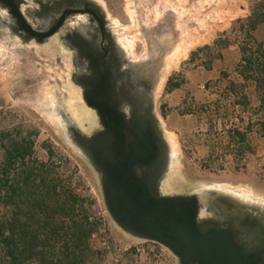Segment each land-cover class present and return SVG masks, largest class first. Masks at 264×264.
Instances as JSON below:
<instances>
[{"label": "rangeland", "instance_id": "obj_1", "mask_svg": "<svg viewBox=\"0 0 264 264\" xmlns=\"http://www.w3.org/2000/svg\"><path fill=\"white\" fill-rule=\"evenodd\" d=\"M101 1L140 74L151 68L160 75L168 66L165 83L195 66L212 63L217 53L212 43L219 36L231 44L243 43L242 36L232 32L237 31L236 21L246 19L255 5L264 4V0ZM257 37L258 41L264 37V26ZM72 73V55L56 38L45 45L24 44L0 29V133L23 136L31 132L34 156L42 162L50 159L78 195L79 203L88 208L90 220L97 224L90 240L94 255L88 264H177L166 249L132 240L109 218L97 176L68 141L60 120V114H66L85 134L97 128L93 113L73 83ZM163 87L157 91L156 113L171 141L164 125ZM209 170L177 159L174 150L165 194H182L204 186L230 188L225 181L235 177L234 168L228 167L218 177L210 175Z\"/></svg>", "mask_w": 264, "mask_h": 264}, {"label": "water", "instance_id": "obj_2", "mask_svg": "<svg viewBox=\"0 0 264 264\" xmlns=\"http://www.w3.org/2000/svg\"><path fill=\"white\" fill-rule=\"evenodd\" d=\"M70 44L78 52L75 63L87 72L73 83L99 130L85 134L66 114L60 120L96 174L114 225L132 240L163 247L177 264H264L263 199L224 186L165 194L174 149L156 113L159 74L150 68L140 75L122 40L111 63L77 36Z\"/></svg>", "mask_w": 264, "mask_h": 264}, {"label": "trees", "instance_id": "obj_3", "mask_svg": "<svg viewBox=\"0 0 264 264\" xmlns=\"http://www.w3.org/2000/svg\"><path fill=\"white\" fill-rule=\"evenodd\" d=\"M236 24L237 31L232 32L243 38L240 76L253 82L264 98V41L257 37L264 26V4L255 5ZM230 45L219 36L212 43L217 53L211 59H219ZM179 86V81L169 78L165 91ZM242 89L230 85L231 91ZM31 136V132L0 133V264H88L94 255L90 240L97 224L50 159L42 162L34 156Z\"/></svg>", "mask_w": 264, "mask_h": 264}, {"label": "crops", "instance_id": "obj_4", "mask_svg": "<svg viewBox=\"0 0 264 264\" xmlns=\"http://www.w3.org/2000/svg\"><path fill=\"white\" fill-rule=\"evenodd\" d=\"M220 54L209 68L198 65L171 77L180 82L179 88L167 92L165 83L164 125L177 159L208 168L214 176L232 167L236 175L226 186L264 200V98L253 82L240 76L239 44ZM231 83L242 91H231Z\"/></svg>", "mask_w": 264, "mask_h": 264}, {"label": "flooded vegetation", "instance_id": "obj_5", "mask_svg": "<svg viewBox=\"0 0 264 264\" xmlns=\"http://www.w3.org/2000/svg\"><path fill=\"white\" fill-rule=\"evenodd\" d=\"M19 15L27 23L26 30L19 24ZM0 29L5 35L18 42L33 37L24 44L33 42L45 45L56 38L72 55V79L87 75L80 63H75L78 52L73 44H70L74 36L94 46L101 52L102 61L109 63L115 58L113 48L121 41L119 29L111 20L101 0H0ZM48 31L54 33L45 37ZM80 92L82 96V91ZM90 111L96 119L95 112ZM97 130H99L98 125L94 132Z\"/></svg>", "mask_w": 264, "mask_h": 264}, {"label": "bare ground", "instance_id": "obj_6", "mask_svg": "<svg viewBox=\"0 0 264 264\" xmlns=\"http://www.w3.org/2000/svg\"><path fill=\"white\" fill-rule=\"evenodd\" d=\"M168 71H169V67L167 66L166 70H164L163 72L160 73L159 75V81H158V85H157V91H160L167 79L168 76Z\"/></svg>", "mask_w": 264, "mask_h": 264}]
</instances>
